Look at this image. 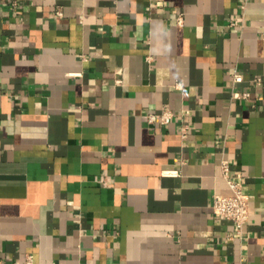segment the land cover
<instances>
[{
  "label": "crops",
  "instance_id": "1",
  "mask_svg": "<svg viewBox=\"0 0 264 264\" xmlns=\"http://www.w3.org/2000/svg\"><path fill=\"white\" fill-rule=\"evenodd\" d=\"M0 264H264V0H0Z\"/></svg>",
  "mask_w": 264,
  "mask_h": 264
},
{
  "label": "built area",
  "instance_id": "2",
  "mask_svg": "<svg viewBox=\"0 0 264 264\" xmlns=\"http://www.w3.org/2000/svg\"><path fill=\"white\" fill-rule=\"evenodd\" d=\"M177 23H183V15L179 14L177 17ZM243 80V76L239 73L233 74V82L239 83ZM235 96L247 97L248 93H234ZM148 120L150 123L160 121L168 123L173 117V113L170 110H164L161 113H150L148 114ZM183 132H186V126L183 128ZM222 177L227 182L228 186L232 190L231 195L214 194L212 197V210L216 215L223 216L231 220L236 227V233L241 234L245 224L248 222L250 217L249 210V196L243 190V185L240 181L231 178L229 173V162L223 160L221 162ZM167 174H176V171H168ZM29 263V261H27Z\"/></svg>",
  "mask_w": 264,
  "mask_h": 264
}]
</instances>
